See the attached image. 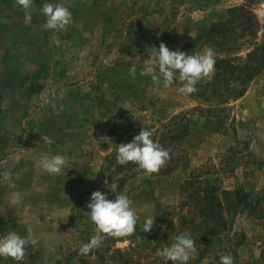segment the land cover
Instances as JSON below:
<instances>
[{"label":"rangeland","instance_id":"1","mask_svg":"<svg viewBox=\"0 0 264 264\" xmlns=\"http://www.w3.org/2000/svg\"><path fill=\"white\" fill-rule=\"evenodd\" d=\"M45 3L69 8L73 23L67 31L43 29ZM247 3L35 0L29 24L15 0H0V173L12 174L10 182L0 176V238L8 232L24 237L31 227L40 241L27 249L22 264H94L90 253L79 255L97 234L87 204L97 190L115 200L116 185L102 174L115 169L108 161L118 145L132 142L143 127L154 141L164 125L186 126L187 134L168 146L170 159L159 174L147 176L132 163L122 193L133 201L139 222L135 235L110 245L109 251L119 252L117 262L172 264L160 255L163 248L176 235L197 231L181 223L195 217L186 194L196 175L220 193L239 188L261 199L264 210V68L240 97L226 102L210 93L209 81L183 95L178 80L165 89L140 75L145 63L155 67L148 49L161 42L189 54L212 48L216 61L241 67L252 48L264 46V0ZM246 4V12L231 19L233 26L238 18L241 25L254 23L249 36L237 40L214 30L231 8ZM133 64L135 78L129 74ZM57 154L68 163L61 174L50 175L38 162ZM14 193L21 197L17 206L10 203ZM147 218L155 222L151 232L142 231ZM192 238L196 252L188 264H220L227 254L235 264H264V214L237 215L228 231L206 242ZM0 264L17 262L0 258Z\"/></svg>","mask_w":264,"mask_h":264},{"label":"clouds","instance_id":"2","mask_svg":"<svg viewBox=\"0 0 264 264\" xmlns=\"http://www.w3.org/2000/svg\"><path fill=\"white\" fill-rule=\"evenodd\" d=\"M15 2L23 10L25 22L30 24L33 20L35 0H15ZM42 14L46 17L42 27L48 31L55 33L67 31L73 23L72 12L63 3L43 4ZM52 39L59 46V36L54 35ZM148 51L149 59L155 62V67L145 63L140 69V75L150 76L157 84L162 82L165 89L170 88L178 80L182 85L178 88V92L183 95L197 92V84L201 81H210L216 72V60L212 48L189 54L179 50L172 51L161 42L159 49L151 46ZM129 74L132 78L136 77L135 64L130 67ZM152 137L153 133L143 127L132 142L120 143L117 149V163L120 165L135 163L147 176L159 174L170 159V154ZM38 163L46 173L59 175L68 162L65 157L57 154L51 157L44 156ZM0 176L5 182H10L12 179V174L7 171L0 173ZM10 203L12 206L19 205L20 195L14 193ZM132 205L133 201L126 194H116L115 200H111L107 194L99 190L94 191L87 207L90 209V220L96 226L97 234L88 243L82 245L79 255L87 256L93 250L100 249L106 238H126L135 235L139 216ZM154 223L152 218H147L143 223L142 231L151 232ZM39 243V238L31 227L27 229V235L24 237L15 232H8L0 238V258H10L17 264H22L28 255L27 249L37 247ZM195 252V241L191 232L185 231L176 235L171 246L163 248L160 255L166 262L171 261L172 264H188ZM220 264H235L234 257L231 254L223 255Z\"/></svg>","mask_w":264,"mask_h":264},{"label":"trees","instance_id":"3","mask_svg":"<svg viewBox=\"0 0 264 264\" xmlns=\"http://www.w3.org/2000/svg\"><path fill=\"white\" fill-rule=\"evenodd\" d=\"M248 2V3H247ZM250 0H246L249 4ZM246 5L235 6L228 12V19L224 23L213 24L214 30L217 33L229 34L235 39H240L246 32H253L255 24L248 22L245 25H241L238 19V24L233 26L232 15L235 12H246ZM234 21V22H235ZM238 35L237 33L239 32ZM225 39V35L220 36ZM241 67L233 66L230 60L216 61V72L212 79L207 82V86L211 94H214L217 98L226 102L229 99H236L240 97L248 84L259 74L264 68V46H256L252 48L246 58L242 61ZM219 87H224L223 90H217ZM231 87V88H229ZM177 118V117H176ZM170 127V128H168ZM163 131L156 135V140L164 149L168 146L182 140L187 134V128L180 130L179 128L171 130V124L164 125ZM165 131V132H164ZM108 162L116 164L114 170H109L107 174H102L107 180L113 182L116 185L114 195L111 197L115 199L116 194L122 193V189L126 181L131 178L130 167L132 163L126 165H120L117 163V155L114 153ZM109 169V168H108ZM103 173V172H102ZM196 183L188 182L187 187L190 188V192L186 194V200L193 203L194 219H186L182 217V224L184 226L196 227L197 231H191L192 237L200 239L203 242L208 241L210 238L221 235L229 230L231 219L237 215H248L252 217H262L264 210L260 206L261 199H255L243 192V190L236 188L231 191L218 192L217 186L213 185L209 179L202 178L196 175L193 177ZM189 205V204H187ZM187 222V223H186ZM197 235V236H196ZM116 242L115 238H106L98 250H93L90 256L94 257V264H120L114 259L115 254H119L117 250L109 251L110 245Z\"/></svg>","mask_w":264,"mask_h":264}]
</instances>
